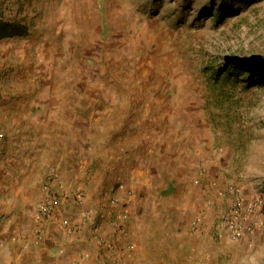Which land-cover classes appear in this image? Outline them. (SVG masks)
<instances>
[{
	"label": "rangeland",
	"instance_id": "374dc122",
	"mask_svg": "<svg viewBox=\"0 0 264 264\" xmlns=\"http://www.w3.org/2000/svg\"><path fill=\"white\" fill-rule=\"evenodd\" d=\"M0 23L16 27L0 37V144L25 134L63 148L15 201L34 239L56 209L100 205L125 226L144 206L174 213L184 169L204 177L187 221L199 246L176 242L169 264H264V0H0ZM56 163H78V183ZM227 219L242 224L236 239Z\"/></svg>",
	"mask_w": 264,
	"mask_h": 264
},
{
	"label": "crops",
	"instance_id": "0c3cea01",
	"mask_svg": "<svg viewBox=\"0 0 264 264\" xmlns=\"http://www.w3.org/2000/svg\"><path fill=\"white\" fill-rule=\"evenodd\" d=\"M103 125L107 126L105 123ZM60 131L69 134V139L74 137V140L78 136L74 129ZM0 133L4 139L2 127ZM42 139L34 140L19 134L6 140L7 145L5 142L0 144V217L9 216L0 221V264H169L176 259L170 249L176 247L177 243L188 253L199 246L196 244V234L190 231L187 221L189 210L198 197L199 179L203 181L204 177L191 178L184 169L179 177L173 178L174 191L177 193L180 187L185 190L176 196L175 200L178 201L174 213L161 207H154L152 211L145 206L141 207L132 215L128 226L124 225L127 228L126 235H121L111 223V219L118 215L106 212L101 217L98 213L100 205L90 207V211L81 208L86 214L72 213L71 209L58 212L56 209L52 212L53 222L44 224L40 231L36 230L40 236L34 239L32 221L28 217L30 210L25 205L17 209L15 201L28 198L33 191L30 188L33 180L39 181L43 178L42 173L54 166L49 160L53 157L50 156L51 149L55 153L63 152V148L58 150L61 146L59 144L63 146L70 142L60 140L59 146H55ZM108 147L111 149L112 145ZM178 155L186 161L184 164L191 165V155L186 150H181ZM163 159L160 158V163L164 162ZM183 161L179 165L182 168ZM152 166L151 163H143L138 168L143 182L151 180L155 175ZM55 167L61 168L62 172L57 177L62 182L69 186L78 183L81 170L78 163H56ZM53 180L56 182L55 178ZM65 189L69 199L81 195L80 189L77 192H71L73 189L69 187ZM176 193L169 198L173 199ZM156 250L164 256H158V253L152 255Z\"/></svg>",
	"mask_w": 264,
	"mask_h": 264
},
{
	"label": "built area",
	"instance_id": "2783aa9c",
	"mask_svg": "<svg viewBox=\"0 0 264 264\" xmlns=\"http://www.w3.org/2000/svg\"><path fill=\"white\" fill-rule=\"evenodd\" d=\"M114 202L115 203L119 202L118 198L114 199ZM50 209H51L50 206H48L46 204H43L40 207L38 213L42 217L43 216H47L49 214V212H50ZM121 215H118V217H114L113 219H111V221L113 222V225L117 229L121 228L124 225V223H123L124 220L123 219L127 218V213L123 212V213H121ZM240 224H241L240 222L236 223V221L228 220L227 222L224 223V228H225L224 230L226 232H229L232 238L236 239L237 237H239L241 235V226H240ZM249 228H250V226H249Z\"/></svg>",
	"mask_w": 264,
	"mask_h": 264
},
{
	"label": "trees",
	"instance_id": "16d2710c",
	"mask_svg": "<svg viewBox=\"0 0 264 264\" xmlns=\"http://www.w3.org/2000/svg\"><path fill=\"white\" fill-rule=\"evenodd\" d=\"M11 27L16 28L13 24L0 23V37L14 34L15 32L8 31L11 30ZM261 67H264V63Z\"/></svg>",
	"mask_w": 264,
	"mask_h": 264
}]
</instances>
